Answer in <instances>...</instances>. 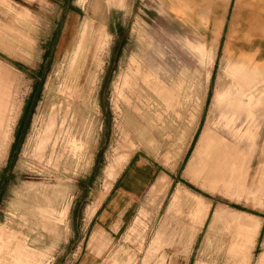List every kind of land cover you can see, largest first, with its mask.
<instances>
[{"label":"rangeland","instance_id":"1","mask_svg":"<svg viewBox=\"0 0 264 264\" xmlns=\"http://www.w3.org/2000/svg\"><path fill=\"white\" fill-rule=\"evenodd\" d=\"M252 63L167 0H0V264H79L81 248L91 264H264V66ZM57 75L76 81L85 126L55 169L30 147ZM205 130L214 160L192 177ZM134 154L161 176L120 238L86 243L85 220Z\"/></svg>","mask_w":264,"mask_h":264},{"label":"crops","instance_id":"2","mask_svg":"<svg viewBox=\"0 0 264 264\" xmlns=\"http://www.w3.org/2000/svg\"><path fill=\"white\" fill-rule=\"evenodd\" d=\"M167 3L176 18L222 40V48L229 57L264 66V0H167ZM234 64L235 74L243 75L247 67L239 61ZM248 97L251 104L253 95ZM246 110L251 115V110ZM160 176L155 164L139 154L132 155L93 214L85 220L86 243L96 233L111 242L120 238L135 218L141 198ZM86 251L80 249L79 264H91L92 254Z\"/></svg>","mask_w":264,"mask_h":264},{"label":"bare ground","instance_id":"3","mask_svg":"<svg viewBox=\"0 0 264 264\" xmlns=\"http://www.w3.org/2000/svg\"><path fill=\"white\" fill-rule=\"evenodd\" d=\"M95 27V26H94ZM93 27V29H94ZM98 29V28H97ZM101 30V29H100ZM83 31V30H82ZM92 32L93 30H88V31H84V40L85 42L87 41V37L89 36V34H91V40L95 39L93 38V35H92ZM81 33V32H80ZM89 33V34H88ZM95 40H93L94 42ZM84 42V41H83ZM84 42V43H85ZM99 43V42H98ZM83 44V43H82ZM86 48V47H85ZM87 53V52H86ZM98 56V55H97ZM81 61V60H80ZM71 62V61H70ZM81 65V64H80ZM68 66V65H67ZM76 66V64H75ZM96 66V65H95ZM75 68V67H74ZM78 70V69H77ZM73 73H74V69L72 70ZM78 72V71H77ZM82 72V70H81ZM152 74V73H151ZM68 75V73H67ZM65 76V75H64ZM75 76V75H74ZM145 77V76H144ZM154 77V75L152 76ZM156 78V77H155ZM64 79V78H63ZM59 75H57V87L55 85V91L57 92L56 95H54L53 99H52V104H51V107L50 109L48 110V113L45 115V117L41 120V122L39 123L40 124V127L38 129V131H36V136L34 138V140L31 142V147L30 149L32 150V155L34 157V159L32 160H35L38 164L42 163V161H45L47 164H50L52 165L55 169H58L59 166H61V163H62V160L63 162L66 160V153H67V148L68 146L70 145L71 143V140H73L74 137L76 136H81L84 131V121H83V117H82V112H81V109L79 107V103H78V100L79 98L83 97L81 95V92L79 91L78 87H77V83L76 81L74 80V78L72 77V75L69 77L68 81L67 80H63ZM86 79V78H85ZM84 79V81H85ZM138 79V78H137ZM146 79V78H145ZM152 79V78H151ZM155 80V79H154ZM145 81V80H144ZM142 81V82H144ZM159 81V80H158ZM141 82V83H142ZM85 83V82H84ZM132 83V82H131ZM161 83V82H159ZM53 84V82H52ZM136 84V83H135ZM144 84V83H143ZM148 84V83H147ZM154 84V83H153ZM84 85V84H83ZM131 85V84H130ZM88 86V85H87ZM133 86V85H132ZM149 86V84H148ZM157 86V85H156ZM51 86H49V89ZM91 87V86H90ZM151 87V86H150ZM161 87V86H160ZM164 87V86H163ZM132 88V87H131ZM93 89V88H92ZM153 89V88H152ZM155 89V88H154ZM53 90V91H54ZM94 90V89H93ZM136 90V89H135ZM161 90V89H159ZM10 91V87L7 85V83L5 82V79H3L1 76H0V99H2V97H4L3 99H5V96L6 95H9ZM91 91V90H90ZM151 91V90H150ZM154 91V90H153ZM94 92V91H93ZM162 92V91H161ZM166 92V91H165ZM135 93V92H134ZM160 93V92H159ZM90 92L88 93V95H86L85 97L88 99V97L90 96ZM93 94V93H92ZM4 95V96H2ZM133 95V94H132ZM155 95V94H154ZM167 95V94H166ZM163 96V95H162ZM134 97V96H133ZM7 98V97H6ZM90 98V97H89ZM9 99V97H8ZM7 100V99H6ZM3 101V100H1ZM85 101V99H84ZM87 101H90L87 100ZM129 101V100H128ZM166 101V100H165ZM164 101V102H165ZM82 102V101H81ZM149 102V101H148ZM167 102V101H166ZM238 102V101H237ZM1 103V102H0ZM85 103V102H84ZM89 103V102H88ZM84 105V104H83ZM86 105V104H85ZM238 105V104H237ZM4 107V106H3ZM6 107V106H5ZM131 107V106H130ZM88 108V107H87ZM238 108V107H237ZM2 109V106L0 104V110ZM2 111H0L1 113ZM135 112H139V111H135ZM5 114V113H4ZM3 114V115H4ZM1 116V115H0ZM2 118V117H1ZM4 119V118H3ZM86 119V118H85ZM3 120H0V125ZM86 124V123H85ZM4 125H2L3 127ZM88 126V125H87ZM89 131V130H88ZM90 133V132H89ZM88 134V132H87ZM86 134V135H87ZM207 134V131L205 130L202 135H201V141L198 145V147L196 148V151H195V154L192 158V160L190 161V163L188 164L187 166V169H186V173L187 174H190L192 177H194L195 175H199L202 171H205L206 168L209 166V164L211 162H213L214 160V154H215V148L216 146H212L213 144H211L210 142H208L206 140V136L208 137ZM31 138V137H30ZM209 138V137H208ZM79 139V138H78ZM81 140V138H80ZM87 141V140H86ZM6 142H7V137L5 135V133L2 132L0 133V145L1 146H5L6 145ZM215 144H217L215 142ZM27 147V146H26ZM126 148V147H125ZM6 149V148H5ZM29 149V148H28ZM26 155V154H25ZM28 156V155H27ZM24 157V156H23ZM26 157V156H25ZM65 159V160H64ZM68 161V160H67ZM71 161V160H70ZM24 162V161H23ZM27 162V161H26ZM71 163V162H69ZM68 163V164H69ZM46 164V165H47ZM64 164V163H63ZM66 165V163L64 164ZM214 166V164H212ZM216 165V164H215ZM52 167V168H53ZM211 169V168H210ZM209 169V170H210ZM69 170V169H68ZM207 171V170H206ZM211 171V170H210ZM48 172V171H47ZM46 172V173H47ZM201 174H204V173H201ZM197 177H201V176H198ZM206 176V175H205ZM40 188V187H39ZM47 188V187H45ZM50 188V187H48ZM37 189V188H36ZM35 189V191H36ZM39 190V189H38ZM37 190V191H38ZM52 190H55V189H51V193L53 194V196H56L54 193L56 191H52ZM45 192H46V189H45ZM44 192V193H45ZM181 191H179L180 193ZM187 192V191H186ZM47 193V192H46ZM182 193V192H181ZM35 194V193H34ZM42 194V193H41ZM29 195V194H28ZM33 195V194H32ZM35 195H38L35 194ZM40 195V193H39ZM38 195V196H39ZM46 195V194H45ZM45 195L43 194V196L45 197ZM181 194H177V196H179ZM43 196H41L43 198ZM52 197V196H51ZM50 197V198H51ZM40 198V197H39ZM55 197H53L54 199ZM181 198V196H180ZM179 198V199H180ZM183 198V197H182ZM28 199V198H27ZM56 199V198H55ZM31 200V199H30ZM39 200V199H38ZM182 200V199H181ZM180 200V201H181ZM41 201V200H40ZM45 201H48L46 198H45ZM178 201V203L180 202ZM35 202V201H34ZM56 202V201H55ZM182 202V201H181ZM45 203V202H44ZM43 203V204H44ZM177 203V202H176ZM40 204V203H38ZM37 204V206H38ZM50 204V203H49ZM53 204V203H52ZM181 204V203H180ZM34 205V204H32ZM42 205V204H41ZM178 205V204H177ZM36 206V207H37ZM44 206V205H42ZM49 206V205H48ZM176 206V205H175ZM26 207V206H25ZM32 207V206H31ZM169 207V206H168ZM33 208V207H32ZM50 208V206H49ZM170 208V207H169ZM192 208V207H191ZM47 209V207H46ZM174 209V208H173ZM41 210V209H40ZM44 210V209H43ZM35 211H36V208H35ZM35 211H33L35 213ZM38 211V210H37ZM42 212V211H40ZM51 212L53 213V210H51ZM39 214V212H37ZM43 213H46V211ZM43 213H40L41 215ZM48 213V211H47ZM46 214H43V215H47ZM179 213V212H178ZM36 214V213H35ZM34 214V215H35ZM189 214V213H188ZM42 215V216H43ZM49 215V214H48ZM38 218H39V215H37ZM41 217V216H40ZM50 217V216H49ZM47 217V218H49ZM180 217V216H179ZM46 218V219H47ZM167 218V217H166ZM50 219V218H49ZM48 219V220H49ZM215 219V222H216V217L213 218V220ZM217 219H219L217 217ZM223 219V218H222ZM45 221V216H44V220ZM47 221V220H46ZM167 222V220H166ZM165 222V223H166ZM213 223H211L210 225H212ZM219 224V223H218ZM162 225V224H161ZM160 227V226H159ZM211 227V226H210ZM159 232L163 235H166L167 233V226L166 225H162L160 228H159ZM211 230V229H210ZM9 231V230H8ZM8 231H4V232H1L0 233V239H1V243H0V248L2 247H5L4 244H5V241L7 240V238L9 237V234ZM12 231V230H11ZM13 234V232H12ZM17 234V233H16ZM18 235V234H17ZM11 236V235H10ZM19 236V235H18ZM11 240V239H10ZM189 241V240H188ZM10 244V243H9ZM12 244V242H11ZM15 244H16V241H15ZM7 245V243L5 244ZM19 246V245H18ZM34 246V245H33ZM9 247V246H8ZM7 247V249H8ZM21 247V245H20ZM26 247V246H24ZM11 248V246H10ZM15 249V247H13ZM22 248V247H21ZM21 248L17 249V250H21ZM3 249V248H2ZM12 251V250H11ZM9 250H7V252H11ZM22 251V250H21ZM1 252V251H0ZM13 252V251H12ZM16 252V250H15ZM19 253V252H18ZM6 254V253H5ZM14 254V252L12 253ZM11 254V256H12ZM17 254V252H16ZM22 254V252L20 253ZM8 255V254H7ZM2 257V255H0ZM10 254L8 256V258L10 257ZM15 256V254L13 255V257ZM18 257H21L19 256V254L17 255ZM25 256V255H24ZM12 257V259H13ZM23 257V256H22ZM7 258V259H8ZM17 258V257H16ZM3 259V257H2ZM0 259V261L2 260ZM17 260V259H16ZM20 261V260H19ZM2 262V261H1ZM0 262V263H1ZM5 262V261H4ZM198 262V261H197ZM8 264L11 262H7ZM19 262H17L18 264ZM198 264V263H197Z\"/></svg>","mask_w":264,"mask_h":264}]
</instances>
